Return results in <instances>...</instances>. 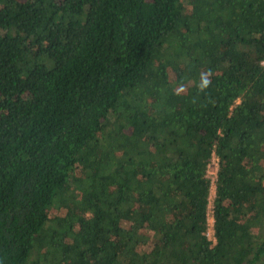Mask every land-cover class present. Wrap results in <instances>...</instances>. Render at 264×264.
<instances>
[{"label": "trees", "instance_id": "obj_1", "mask_svg": "<svg viewBox=\"0 0 264 264\" xmlns=\"http://www.w3.org/2000/svg\"><path fill=\"white\" fill-rule=\"evenodd\" d=\"M0 264H264V0H0Z\"/></svg>", "mask_w": 264, "mask_h": 264}, {"label": "built area", "instance_id": "obj_2", "mask_svg": "<svg viewBox=\"0 0 264 264\" xmlns=\"http://www.w3.org/2000/svg\"><path fill=\"white\" fill-rule=\"evenodd\" d=\"M211 165L214 166V182H215V178H216V171H217V159L215 157L212 158L211 164L208 167H211ZM207 176H208V172H207ZM211 190V188H210ZM214 191H215V185H214ZM214 198V196H213ZM213 201V200H212ZM207 227H206V231H205V237L206 239L211 243V246L215 244V237H214V231H213V217H212V204L210 201V195L208 198V207H207Z\"/></svg>", "mask_w": 264, "mask_h": 264}, {"label": "rangeland", "instance_id": "obj_3", "mask_svg": "<svg viewBox=\"0 0 264 264\" xmlns=\"http://www.w3.org/2000/svg\"><path fill=\"white\" fill-rule=\"evenodd\" d=\"M214 166L211 165V167L208 170V177L211 181V190H210V201L212 204L213 196H214Z\"/></svg>", "mask_w": 264, "mask_h": 264}, {"label": "clouds", "instance_id": "obj_4", "mask_svg": "<svg viewBox=\"0 0 264 264\" xmlns=\"http://www.w3.org/2000/svg\"><path fill=\"white\" fill-rule=\"evenodd\" d=\"M209 83H210V79H209L208 75L207 74H202V77H201V85H202V87H207Z\"/></svg>", "mask_w": 264, "mask_h": 264}]
</instances>
